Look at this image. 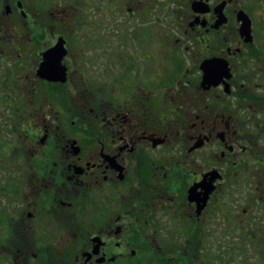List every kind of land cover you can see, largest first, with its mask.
<instances>
[{
	"label": "flooded vegetation",
	"instance_id": "1",
	"mask_svg": "<svg viewBox=\"0 0 264 264\" xmlns=\"http://www.w3.org/2000/svg\"><path fill=\"white\" fill-rule=\"evenodd\" d=\"M253 245L264 264V0H0V264Z\"/></svg>",
	"mask_w": 264,
	"mask_h": 264
},
{
	"label": "rangeland",
	"instance_id": "2",
	"mask_svg": "<svg viewBox=\"0 0 264 264\" xmlns=\"http://www.w3.org/2000/svg\"><path fill=\"white\" fill-rule=\"evenodd\" d=\"M107 88H108L109 91H111L112 88H113V86H112V85H108ZM253 246H254L255 248L251 246V252L253 253V254H252L253 259H252L251 263H252V264H256V263H258V257L255 255V253H256V248H257L256 246H257V245H253ZM260 247H261V246H260ZM261 248H262V247H261Z\"/></svg>",
	"mask_w": 264,
	"mask_h": 264
}]
</instances>
